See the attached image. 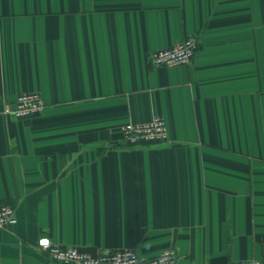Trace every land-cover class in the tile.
Listing matches in <instances>:
<instances>
[{
  "label": "crops",
  "instance_id": "1",
  "mask_svg": "<svg viewBox=\"0 0 264 264\" xmlns=\"http://www.w3.org/2000/svg\"><path fill=\"white\" fill-rule=\"evenodd\" d=\"M195 37L189 63L154 51ZM37 91L41 114L5 104ZM169 137L127 146L126 121ZM0 264L42 236L176 264L264 261V0H0Z\"/></svg>",
  "mask_w": 264,
  "mask_h": 264
},
{
  "label": "built area",
  "instance_id": "2",
  "mask_svg": "<svg viewBox=\"0 0 264 264\" xmlns=\"http://www.w3.org/2000/svg\"><path fill=\"white\" fill-rule=\"evenodd\" d=\"M198 49L195 37H187L176 45L154 51L151 59L154 65H175L189 63ZM45 102L37 91H24L11 103H6L3 112L15 118L31 117L41 114ZM121 139L127 146L143 142L160 143L169 137L168 125L164 117L154 115L146 122L126 121L120 127ZM17 222L14 206L0 205V228L12 226ZM38 246L46 251L49 258L70 264H176L177 253L174 247H166L153 257H143L133 248L101 250L92 253L76 245H59L48 236L38 240ZM223 264H264L257 258L236 259Z\"/></svg>",
  "mask_w": 264,
  "mask_h": 264
}]
</instances>
